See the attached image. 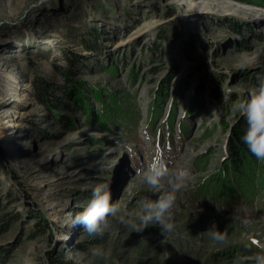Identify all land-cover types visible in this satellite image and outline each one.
Wrapping results in <instances>:
<instances>
[{
  "label": "rangeland",
  "instance_id": "1",
  "mask_svg": "<svg viewBox=\"0 0 264 264\" xmlns=\"http://www.w3.org/2000/svg\"><path fill=\"white\" fill-rule=\"evenodd\" d=\"M23 6L0 0V216L20 215L0 234L4 264H257L264 211L239 201L229 211L196 208L190 192L218 170L231 130L244 118L237 103L264 79V0H47L20 20ZM88 28L101 34H85L96 50L82 42ZM57 66L136 101L141 118L131 135L74 109L60 110L71 125L53 119L31 81L37 75L61 85ZM168 77L163 116L152 128L148 109ZM171 108L169 129L162 121ZM157 155L192 173L167 239L159 227L131 232L112 217L102 236L71 227L99 183L110 186L121 212L156 200L167 180L154 192L138 170ZM213 225L227 233L224 243L211 239ZM97 249L107 258L93 255Z\"/></svg>",
  "mask_w": 264,
  "mask_h": 264
},
{
  "label": "trees",
  "instance_id": "2",
  "mask_svg": "<svg viewBox=\"0 0 264 264\" xmlns=\"http://www.w3.org/2000/svg\"><path fill=\"white\" fill-rule=\"evenodd\" d=\"M86 33L96 35L97 37L101 34L95 28H88L82 34V42L85 47L96 50L98 47L97 42L95 41L94 44L90 45V40L85 38ZM96 36L94 37L96 38ZM65 57L70 61V64H75L70 56L65 54ZM56 69L63 78L61 85L53 84L37 75L31 81L36 100L39 104L46 107L53 119L61 120L65 118L67 125H69V121L71 122L72 118L60 113V110L63 108L67 111L74 109L80 112L88 121L96 123L103 129L108 130L110 126H113L131 135L129 127L132 124L138 125L141 118L136 101H132L126 94L125 96H120L117 91L97 87L91 81L74 79L72 75L75 73L72 69H62L60 66H57ZM106 70L113 77L118 74V69L114 65L106 67ZM170 77H168L164 84H161L160 89L155 94L154 103L148 109L147 125L152 128L163 116V108L169 94L168 82ZM185 87L184 85H180L176 92L182 94V90ZM203 104L201 102L200 107ZM173 113L174 108H171L168 117L162 121L163 125L169 129H172L175 119ZM246 127L245 118H242L234 125L231 130L232 134L228 140L226 155L223 157L218 170L209 173L190 192V203L196 208L200 205L207 206L213 204L220 211H229L232 209L230 204L239 201L249 209L259 208L264 211V161L257 160L242 142V136ZM201 163L204 164V160L198 159L196 161L198 168L202 167ZM19 216L18 213L0 216V234L5 233L8 226L17 220ZM46 223H44L45 226ZM249 251L251 249L245 246L243 252ZM225 254L226 252L221 255ZM0 255L2 257L7 254L3 252ZM3 257L2 264L9 259V255Z\"/></svg>",
  "mask_w": 264,
  "mask_h": 264
},
{
  "label": "clouds",
  "instance_id": "3",
  "mask_svg": "<svg viewBox=\"0 0 264 264\" xmlns=\"http://www.w3.org/2000/svg\"><path fill=\"white\" fill-rule=\"evenodd\" d=\"M47 0H24L20 20L26 18L34 9L44 6ZM19 22V21H17ZM236 108L246 119V130L242 142L250 153L259 161H264V79L250 93L247 100H241ZM152 191L160 190L162 181L167 180V188L154 201L145 200L136 212L123 211L119 203L112 202L110 186L107 183L97 184L92 195L82 211L76 213L71 221V227L81 226L89 236H102L108 227V218H116L131 232L142 233L149 227H159L161 234L167 239L173 233L176 224L173 210L182 190H186L192 173L189 167L174 168L161 155L153 158L146 169L138 170ZM220 210V209H218ZM208 231L211 239L217 243L227 240V233L213 225ZM93 255L107 258L103 250H94ZM257 264H264V256H257Z\"/></svg>",
  "mask_w": 264,
  "mask_h": 264
},
{
  "label": "bare ground",
  "instance_id": "4",
  "mask_svg": "<svg viewBox=\"0 0 264 264\" xmlns=\"http://www.w3.org/2000/svg\"><path fill=\"white\" fill-rule=\"evenodd\" d=\"M12 125H9V127H11ZM9 134V132L7 131V132H5V135H8ZM9 137H6V139H8Z\"/></svg>",
  "mask_w": 264,
  "mask_h": 264
}]
</instances>
